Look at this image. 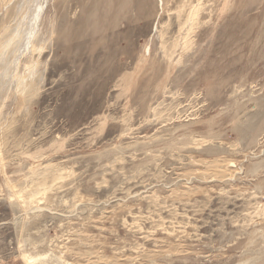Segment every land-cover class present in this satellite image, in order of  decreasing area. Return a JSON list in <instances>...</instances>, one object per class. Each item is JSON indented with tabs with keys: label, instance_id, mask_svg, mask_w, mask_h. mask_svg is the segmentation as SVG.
Masks as SVG:
<instances>
[{
	"label": "rangeland",
	"instance_id": "374dc122",
	"mask_svg": "<svg viewBox=\"0 0 264 264\" xmlns=\"http://www.w3.org/2000/svg\"><path fill=\"white\" fill-rule=\"evenodd\" d=\"M0 264H264V0H0Z\"/></svg>",
	"mask_w": 264,
	"mask_h": 264
},
{
	"label": "bare ground",
	"instance_id": "6f19581e",
	"mask_svg": "<svg viewBox=\"0 0 264 264\" xmlns=\"http://www.w3.org/2000/svg\"><path fill=\"white\" fill-rule=\"evenodd\" d=\"M40 8V7H39ZM39 12H40V9H38V11H37V15H36V18L38 17V14H39ZM191 14V13H190ZM193 15V14H192ZM193 23V22H192ZM30 33V32H29ZM28 40V39H27ZM14 42V41H13Z\"/></svg>",
	"mask_w": 264,
	"mask_h": 264
}]
</instances>
